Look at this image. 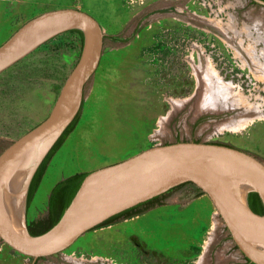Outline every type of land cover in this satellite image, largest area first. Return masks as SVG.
<instances>
[{
  "label": "rangeland",
  "instance_id": "374dc122",
  "mask_svg": "<svg viewBox=\"0 0 264 264\" xmlns=\"http://www.w3.org/2000/svg\"><path fill=\"white\" fill-rule=\"evenodd\" d=\"M234 1L0 0V45L31 18L64 7L89 12L105 34L102 58L86 84L77 123L49 161L28 204L32 231L49 225L48 190L62 170H70L78 159L99 158L105 166L157 144L187 140L229 144L264 162V120L240 132L220 133V125L241 110L198 109L209 96L204 53L226 81L239 85L247 95H264V82L241 65L234 48L209 20L215 14L225 20L228 16L219 6ZM228 9L236 11L238 24L255 23L264 32L263 5L243 0ZM196 43L204 53L194 51ZM82 48L83 34L68 30L0 74V153L46 118ZM192 53L196 59L189 62ZM95 82L101 86L97 96L102 103L98 110H90ZM215 130L217 134L210 137ZM215 215L208 195L188 183L139 207L137 214L89 230L64 252L109 257L116 264H198L207 252L206 264H244ZM63 257L56 254L35 264H73ZM0 264L26 261L0 242ZM27 264H33V259Z\"/></svg>",
  "mask_w": 264,
  "mask_h": 264
},
{
  "label": "water",
  "instance_id": "95a60500",
  "mask_svg": "<svg viewBox=\"0 0 264 264\" xmlns=\"http://www.w3.org/2000/svg\"><path fill=\"white\" fill-rule=\"evenodd\" d=\"M264 6V0H251ZM80 30L83 48L56 101L41 122L0 153V239L35 258L65 251L110 217L192 183L208 195L239 252L264 264V214L249 204L256 192L264 205V162L238 147L216 142L157 144L87 173L60 220L32 234L27 222L28 194L39 166L81 111L85 87L104 48L99 21L79 8L43 12L24 23L0 45V74L59 33Z\"/></svg>",
  "mask_w": 264,
  "mask_h": 264
},
{
  "label": "bare ground",
  "instance_id": "6f19581e",
  "mask_svg": "<svg viewBox=\"0 0 264 264\" xmlns=\"http://www.w3.org/2000/svg\"><path fill=\"white\" fill-rule=\"evenodd\" d=\"M242 3L243 0H235L225 6H219L220 11L226 12L228 17L224 20L221 17L219 18L218 14H215L213 17L209 18V20L212 25L215 26V30L223 35L226 42L234 48L235 55L240 59L241 65L249 67L251 73H254L252 74L253 76L255 75L254 77L257 81L264 82V32L261 31L255 23L243 22L242 24H238L236 11L228 9H234L238 5H242ZM195 50H198V53L200 51L199 54L204 53L202 46L197 43L195 44L194 51ZM202 56L207 62L206 66L204 65L205 73L203 74L209 82V96L206 98L208 101H205L206 103L201 102L198 109H203V111L214 110V112L215 110L221 111V109L241 110L239 115L235 116L232 120L230 119L231 121L222 122L223 124L220 123V133H225V131L234 133L240 132L257 120H264V95H247L244 90L240 89L239 85L226 81L218 74V70L210 63L209 58L206 57L210 56L209 54L207 55L204 53ZM195 59V53L188 56L189 62H193ZM197 80L200 83L201 79L199 77ZM189 99H187V101ZM173 101L175 100L173 99ZM178 101L181 102V100ZM165 120L167 121V118ZM207 245L208 247H206L205 252L208 251L210 242L209 244L207 242ZM207 255L206 252L204 256L200 258L201 260H199L198 264H206Z\"/></svg>",
  "mask_w": 264,
  "mask_h": 264
},
{
  "label": "trees",
  "instance_id": "16d2710c",
  "mask_svg": "<svg viewBox=\"0 0 264 264\" xmlns=\"http://www.w3.org/2000/svg\"><path fill=\"white\" fill-rule=\"evenodd\" d=\"M74 31L82 34V32L80 30H74ZM79 115H80V113L75 118V120L71 123V125L66 129L64 134L57 141V143L53 146V148L50 150L48 155L45 157V159L43 160V162L39 166L37 172L35 173V175L33 177L31 185H30L29 194H28V204L30 203V201L33 197V194L35 193V191H36V189H37V187H38V185L42 179V176L46 171V168H47L49 161L51 160V158L53 157L55 152L63 144V142L65 141V139L69 135V133L74 129V127L77 123V120L79 118ZM87 173L88 172H80V173H76L74 175H71V176L65 178L64 180H61L60 182H58L53 187L51 194H50V197H49V202H48L49 210H48L47 219H49L50 223L44 230L39 231V232L38 231L37 232L32 231L31 227H29L32 234L43 233V232L47 231L48 229H50L53 225H55L60 220L65 209L70 204L71 200L73 199L74 195L76 194L77 190L79 189L80 184H81L82 180L84 179V177L87 175ZM184 184H188V183H184ZM184 184L176 186V187L170 189L169 191H171L175 188H178ZM169 191H167V192H169ZM167 192H165L161 195H158V196H156L150 200H147L143 203H140L136 206H133L127 210H124V211L110 217L109 219L105 220L99 226L111 224L122 216H131V215L137 214V209L139 207L152 203L153 201L164 196ZM249 204L255 212L260 213V214H264V205H263L260 197L258 196V194L256 192H251L249 194ZM99 226H97V227H99ZM247 264H254V263H251L249 260H247Z\"/></svg>",
  "mask_w": 264,
  "mask_h": 264
},
{
  "label": "crops",
  "instance_id": "0c3cea01",
  "mask_svg": "<svg viewBox=\"0 0 264 264\" xmlns=\"http://www.w3.org/2000/svg\"><path fill=\"white\" fill-rule=\"evenodd\" d=\"M91 91H92V100L90 102V107H91L90 110H98L101 107V103H102L101 97L99 98L97 96L99 91H101L100 84L95 82L93 84V87L91 88ZM82 109H83V104H82L81 110ZM70 140L71 139H68V142H66V144L64 145V148H62V151L68 146ZM62 147H63V145H62ZM99 160H100L99 158H98V160L95 158V159H89V161L86 162L85 160L78 159L74 164H72L73 166L70 170H67V171H65V169H64V171L62 170V175H59L58 179H56L55 183L53 184V187L58 182H60L61 180H64L65 178H67L71 175H74V174L80 173V172H89L91 170H94L96 168L104 166V161H99ZM53 187H52V189H53ZM52 189H51V191H52ZM51 191L48 190L49 197H50ZM48 202H49V200H48Z\"/></svg>",
  "mask_w": 264,
  "mask_h": 264
},
{
  "label": "built area",
  "instance_id": "2783aa9c",
  "mask_svg": "<svg viewBox=\"0 0 264 264\" xmlns=\"http://www.w3.org/2000/svg\"><path fill=\"white\" fill-rule=\"evenodd\" d=\"M215 134H217L216 130L212 132V134L210 135V137L214 136ZM215 217L217 218L216 215H215ZM218 224L221 225L223 232H225V231L227 232L226 236H228L230 238L229 240H231V243L233 244V246L237 248V246L234 244V242H233V240H232V238H231V236H230L227 228L223 224H220V223L217 222V225ZM0 242H2L3 244H7L4 241H2L1 239H0ZM14 251L17 253V255L24 257V259L26 261V264L29 263V261L32 260V259H33V264H35L36 261L39 262L40 259H42L44 257H49V256H44V257L35 258V257L30 256V255L20 253V252H18L16 250H14ZM57 254H63V256H64L63 257L64 262H69V263H73V264H116L114 262V260L112 258H109V257H103V256H92L90 258H87V257L86 258H84V257H76L74 255L65 254L64 251L59 252ZM54 255H56V254H54ZM240 255H242V254L240 253ZM243 258H244V262H245L244 264H247V259L244 256H243ZM235 260H237V259H235ZM47 264H57V263L54 262V261L53 262L52 261L51 262L49 261V262H47Z\"/></svg>",
  "mask_w": 264,
  "mask_h": 264
},
{
  "label": "flooded vegetation",
  "instance_id": "af4514ba",
  "mask_svg": "<svg viewBox=\"0 0 264 264\" xmlns=\"http://www.w3.org/2000/svg\"><path fill=\"white\" fill-rule=\"evenodd\" d=\"M164 101H166V100H164ZM41 228V227H40Z\"/></svg>",
  "mask_w": 264,
  "mask_h": 264
}]
</instances>
